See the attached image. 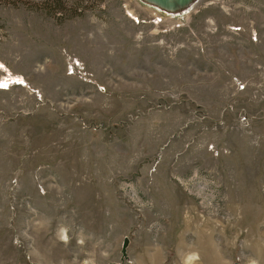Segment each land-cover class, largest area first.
Segmentation results:
<instances>
[{
  "label": "rangeland",
  "instance_id": "1",
  "mask_svg": "<svg viewBox=\"0 0 264 264\" xmlns=\"http://www.w3.org/2000/svg\"><path fill=\"white\" fill-rule=\"evenodd\" d=\"M0 85V264H264V0H0Z\"/></svg>",
  "mask_w": 264,
  "mask_h": 264
},
{
  "label": "water",
  "instance_id": "2",
  "mask_svg": "<svg viewBox=\"0 0 264 264\" xmlns=\"http://www.w3.org/2000/svg\"><path fill=\"white\" fill-rule=\"evenodd\" d=\"M147 1H149L151 4L158 5L159 7L164 9L175 10V9L185 8L194 0H147ZM128 244H129V240L126 239L122 250V254L124 257H126V249Z\"/></svg>",
  "mask_w": 264,
  "mask_h": 264
},
{
  "label": "crops",
  "instance_id": "3",
  "mask_svg": "<svg viewBox=\"0 0 264 264\" xmlns=\"http://www.w3.org/2000/svg\"><path fill=\"white\" fill-rule=\"evenodd\" d=\"M186 227L188 228L186 231H188L189 230V226H188V224H186ZM203 235H202V237H199L198 239H199V245L201 246V247H203L204 248V250H206V243L208 242H210V241H207V239H204V233H202ZM208 240H211V238L210 239H208ZM210 250L212 249V245H211V243H210Z\"/></svg>",
  "mask_w": 264,
  "mask_h": 264
},
{
  "label": "bare ground",
  "instance_id": "4",
  "mask_svg": "<svg viewBox=\"0 0 264 264\" xmlns=\"http://www.w3.org/2000/svg\"><path fill=\"white\" fill-rule=\"evenodd\" d=\"M143 2H148V3H150L149 1H147V0H142ZM155 5V4H154ZM155 6H157L158 8H159V6L158 5H155ZM161 8V7H160Z\"/></svg>",
  "mask_w": 264,
  "mask_h": 264
},
{
  "label": "trees",
  "instance_id": "5",
  "mask_svg": "<svg viewBox=\"0 0 264 264\" xmlns=\"http://www.w3.org/2000/svg\"><path fill=\"white\" fill-rule=\"evenodd\" d=\"M56 10H58V11H63V10H60L59 8H58V9H56Z\"/></svg>",
  "mask_w": 264,
  "mask_h": 264
},
{
  "label": "snow or ice",
  "instance_id": "6",
  "mask_svg": "<svg viewBox=\"0 0 264 264\" xmlns=\"http://www.w3.org/2000/svg\"><path fill=\"white\" fill-rule=\"evenodd\" d=\"M0 86H5V85H0Z\"/></svg>",
  "mask_w": 264,
  "mask_h": 264
}]
</instances>
